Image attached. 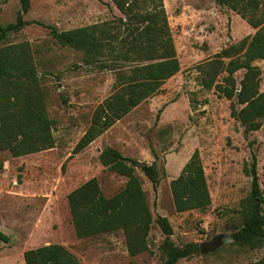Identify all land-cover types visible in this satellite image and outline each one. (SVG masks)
<instances>
[{"label":"rangeland","instance_id":"rangeland-1","mask_svg":"<svg viewBox=\"0 0 264 264\" xmlns=\"http://www.w3.org/2000/svg\"><path fill=\"white\" fill-rule=\"evenodd\" d=\"M179 72L162 90L142 102L79 153L74 148L88 129L95 109L113 92L116 72L85 66L82 53L61 47L47 27L67 31L121 17L110 0H30L23 20L31 22L7 35L5 44L26 43L43 94L45 111L55 121L54 148L12 158L0 152V264H24L23 254L50 244L64 246L79 264H163L165 236L153 222L148 250L131 257L121 231L78 239L67 195L95 178L106 198L120 192L126 179L103 166L106 148L147 166L154 164L159 183L154 189L141 168L135 169L153 220L169 221L170 240L177 248L198 247L221 236V244L206 254L198 251L176 264H256L264 247L252 250L233 242L242 226V203L250 195L251 178L244 167L256 156L260 189H264V118L260 128L245 134L231 115L229 101L201 85L200 67L217 53L255 33L237 13L216 0H163ZM19 0H0V24L16 22ZM36 22V23H35ZM227 62V59H224ZM264 93V60L253 63ZM244 71L235 74L237 88ZM224 74L217 81L221 82ZM198 151L211 205L204 211L177 213L170 182ZM264 198V194H263ZM264 214V204L262 205Z\"/></svg>","mask_w":264,"mask_h":264},{"label":"trees","instance_id":"trees-1","mask_svg":"<svg viewBox=\"0 0 264 264\" xmlns=\"http://www.w3.org/2000/svg\"><path fill=\"white\" fill-rule=\"evenodd\" d=\"M121 17L99 24L57 31L47 27L61 47L82 53L85 66H99L116 72V90L92 114L88 129L74 148L79 153L124 118L142 102L162 90L167 80L180 69L168 25L163 0H110ZM237 13L255 30L250 38L222 49L215 58L200 67L201 85L225 99H236L231 117L245 134L260 128L264 118V93L259 91V71L253 65L264 60V0H216ZM16 22L0 24V152L12 158L36 154L54 148L52 127L55 121L45 111L36 67L26 43L5 44L11 32L31 24L23 20L30 0H19ZM36 23V22H35ZM224 59L228 61L225 62ZM244 71L237 88L235 74ZM224 74L221 82L218 77ZM101 164L126 179L124 188L106 198L95 178H91L67 195L72 225L78 239H88L121 231L129 256L148 250V235L153 222L165 236L163 264H176L199 251L196 244L174 246L172 227L165 217L153 220L139 177L137 163L118 151L106 148L99 154ZM251 166L244 167L251 178V191L242 203V226L231 235L233 242L252 250L264 247V189H260L256 156ZM2 166L0 165V169ZM141 171L154 189L159 174L154 164ZM175 211H204L211 205L206 178L198 151H194L177 178L170 182ZM0 241L8 238L0 232ZM24 264H79L64 246L50 244L29 249L23 254ZM256 264H264V254Z\"/></svg>","mask_w":264,"mask_h":264},{"label":"water","instance_id":"water-1","mask_svg":"<svg viewBox=\"0 0 264 264\" xmlns=\"http://www.w3.org/2000/svg\"><path fill=\"white\" fill-rule=\"evenodd\" d=\"M136 167L139 169L142 167V164L138 163ZM221 239H222L221 236H217L209 242L201 243L199 245L200 253L206 254L208 252L215 250L221 244Z\"/></svg>","mask_w":264,"mask_h":264}]
</instances>
